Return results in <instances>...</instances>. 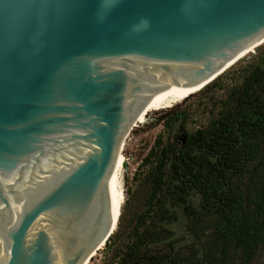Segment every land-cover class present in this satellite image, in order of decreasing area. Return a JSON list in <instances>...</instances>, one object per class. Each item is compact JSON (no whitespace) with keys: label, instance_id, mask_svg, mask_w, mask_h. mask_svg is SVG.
<instances>
[{"label":"water","instance_id":"1","mask_svg":"<svg viewBox=\"0 0 264 264\" xmlns=\"http://www.w3.org/2000/svg\"><path fill=\"white\" fill-rule=\"evenodd\" d=\"M262 36L264 0H0V264H83L137 116Z\"/></svg>","mask_w":264,"mask_h":264},{"label":"trees","instance_id":"2","mask_svg":"<svg viewBox=\"0 0 264 264\" xmlns=\"http://www.w3.org/2000/svg\"><path fill=\"white\" fill-rule=\"evenodd\" d=\"M229 96L230 108L182 141L172 130L182 113L169 116L171 137L143 160L146 209L116 246L115 264H252L264 248V70L255 66ZM175 208L195 239L186 254L172 240L158 248Z\"/></svg>","mask_w":264,"mask_h":264},{"label":"rangeland","instance_id":"3","mask_svg":"<svg viewBox=\"0 0 264 264\" xmlns=\"http://www.w3.org/2000/svg\"><path fill=\"white\" fill-rule=\"evenodd\" d=\"M255 66L264 70V42L219 75L214 80V86L210 87L209 84L170 108L151 111L145 118L137 121L135 126L131 127L120 149L124 168L121 171L123 203L118 221L112 234L104 242L101 249L92 256L88 264H115L116 257L113 253L117 248L116 246L124 240L127 232L134 224L135 217L146 209L145 203L149 195L147 177L149 163H143V160L151 148L154 147L159 150L167 143L170 129L165 124L170 122L169 116L182 113L177 123L172 125L176 139L182 141L185 135L205 127L210 120L218 116L220 111L232 106L234 101L228 102L230 91L238 90L243 78ZM196 202L197 200L194 199L193 204L195 205ZM180 212V209L175 208L174 213L177 220L161 224L163 230L169 232L170 239H164L166 234H163L162 242L164 243L158 247L160 251L166 249L163 246L169 240L174 242L176 250L179 249L184 254L189 251L190 245L196 246L195 239L183 225L185 223ZM204 220L208 222L209 218ZM199 226L201 225L196 227ZM252 264H264V248L258 253Z\"/></svg>","mask_w":264,"mask_h":264},{"label":"bare ground","instance_id":"4","mask_svg":"<svg viewBox=\"0 0 264 264\" xmlns=\"http://www.w3.org/2000/svg\"><path fill=\"white\" fill-rule=\"evenodd\" d=\"M264 42V36H262L261 38H259L257 41H255L252 45H250L248 48H246L244 51H242L240 54H238L233 60H231L230 62L226 63V65L224 66V68L218 73L216 74L214 77H212L209 81L205 82L203 85L200 86H196L194 89H192L190 92H188L186 95H184L183 97H181L180 99L172 102L171 104L165 106V107H158V108H148V109H143L141 111V113L137 116L135 122L132 124L131 127L135 126L136 122L145 118V116L147 114H149V112L151 111H158V110H163V109H167L172 107L173 105L185 100L187 97H189L190 95L198 92L199 90H201L204 86H206L207 84H209L210 82H212L214 79H216L219 75H221L223 72H225L232 64L236 63L238 60H240L242 57H244L250 50H252L253 48L261 45ZM175 107V106H174ZM131 129V128H130ZM129 129V130H130ZM126 136H124L123 139H125ZM122 139L121 144L118 148V151L116 153V157H115V161L113 163V179H114V185H115V191H116V198H117V204H116V210H115V215H114V219L113 222L111 224V229L106 237V239L103 241V243H101L90 255L89 257L83 262V264H88L90 259L92 258V256L99 250L101 249V247L103 246L104 242L107 240V238L112 234V231L114 230L116 223L118 221V217L120 214V208L121 205L123 203V189H122V177H121V171L123 168V157L120 154V149L123 146L124 140Z\"/></svg>","mask_w":264,"mask_h":264},{"label":"clouds","instance_id":"5","mask_svg":"<svg viewBox=\"0 0 264 264\" xmlns=\"http://www.w3.org/2000/svg\"><path fill=\"white\" fill-rule=\"evenodd\" d=\"M143 23H145V24H146L147 22H146V21H144Z\"/></svg>","mask_w":264,"mask_h":264}]
</instances>
